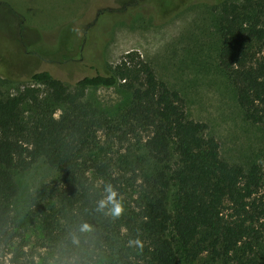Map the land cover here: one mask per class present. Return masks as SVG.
I'll list each match as a JSON object with an SVG mask.
<instances>
[{"label": "trees", "instance_id": "trees-1", "mask_svg": "<svg viewBox=\"0 0 264 264\" xmlns=\"http://www.w3.org/2000/svg\"><path fill=\"white\" fill-rule=\"evenodd\" d=\"M211 6L217 10L218 65L247 120L264 130V0H215ZM107 12L113 11L101 13ZM105 69L71 85L48 71L35 72L18 93L0 98V250L9 263L29 264L13 217L19 191L14 173L43 160L57 178L36 186L29 212L58 264H264L257 249L264 238L260 165L245 169L223 159L208 125L188 116L182 94L160 80L138 51ZM115 86L130 92L116 124L86 98L91 89ZM102 129L141 141L151 166L131 171L132 181L140 182L134 205L115 219L95 210L104 183L114 186L121 202L128 194L113 157L95 152ZM81 222L90 225L89 233L76 232ZM130 238L141 246L131 247L133 259L126 260L122 241Z\"/></svg>", "mask_w": 264, "mask_h": 264}, {"label": "rangeland", "instance_id": "rangeland-1", "mask_svg": "<svg viewBox=\"0 0 264 264\" xmlns=\"http://www.w3.org/2000/svg\"><path fill=\"white\" fill-rule=\"evenodd\" d=\"M148 1L0 0V98L18 93L35 72L48 71L71 85L86 75L106 74V65L115 66L124 53L138 51L160 80L182 94L188 116L208 125L223 159L245 169L260 165L264 196V130L247 120L234 88L218 65L217 10L211 6L215 0ZM7 5L21 15L22 25L20 18L16 21L7 11ZM104 9L113 12L102 14ZM7 31L13 34L8 36ZM86 98L116 124L130 92L116 86L98 88L89 90ZM97 142L95 152L113 157L116 171L127 179L128 194L121 202L125 214L134 205L140 183L132 181L131 171L138 172L139 165L143 171L151 168L142 142L117 138L116 131L108 129L99 131ZM142 158L145 161L139 163ZM14 174L19 191L13 202V217L23 235L19 245L26 251L25 260L29 264H58L54 250L41 244L38 222L29 212V199L36 186L54 181L57 171L39 160L30 169ZM176 191L172 182V211ZM122 244L126 260L133 259L131 247L124 240ZM257 249L260 254L264 252V238ZM104 254L91 257L103 259ZM260 256L264 258V254ZM0 264H10L9 256L1 250ZM232 264L250 263L235 259Z\"/></svg>", "mask_w": 264, "mask_h": 264}, {"label": "clouds", "instance_id": "clouds-1", "mask_svg": "<svg viewBox=\"0 0 264 264\" xmlns=\"http://www.w3.org/2000/svg\"><path fill=\"white\" fill-rule=\"evenodd\" d=\"M95 210L97 212H103L113 219L119 218L124 212V207L119 199L118 192L114 186L108 182L104 183L101 189V196L95 202ZM91 227L86 222H81L76 227V232L78 233H89ZM72 243L74 245L79 244V239L76 235H72ZM129 247H140L141 241L138 238H130L127 241Z\"/></svg>", "mask_w": 264, "mask_h": 264}, {"label": "flooded vegetation", "instance_id": "flooded-vegetation-1", "mask_svg": "<svg viewBox=\"0 0 264 264\" xmlns=\"http://www.w3.org/2000/svg\"><path fill=\"white\" fill-rule=\"evenodd\" d=\"M38 72H40V71H38Z\"/></svg>", "mask_w": 264, "mask_h": 264}]
</instances>
